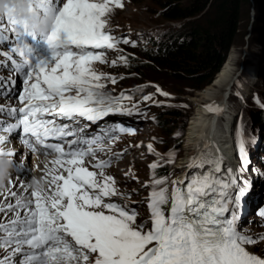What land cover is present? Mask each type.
<instances>
[{
	"label": "snow or ice",
	"instance_id": "obj_1",
	"mask_svg": "<svg viewBox=\"0 0 264 264\" xmlns=\"http://www.w3.org/2000/svg\"><path fill=\"white\" fill-rule=\"evenodd\" d=\"M113 6L122 8V0H28L37 23L52 20L44 36L18 20L13 8L0 17V157L27 171L13 162L15 150L5 135L19 130L33 155L51 164L41 180L25 183L18 176L19 184L10 182L0 191V264H264L250 251L264 234L247 233L238 223L237 209L252 183L239 179L233 168L224 169L223 158L214 169L219 175L173 180L171 192L167 177H151L143 185L149 188L150 215L140 223L138 209L128 203L131 194L107 173L114 159L100 158L101 137L88 138L82 121L96 123L131 99L123 93L107 96L106 83L116 79L95 67L109 63L107 50L130 43L109 28ZM119 59L127 63L126 57ZM17 79L22 88L13 100ZM250 143L242 133L239 172L248 166ZM148 148L154 151L151 144ZM167 162H174L171 154Z\"/></svg>",
	"mask_w": 264,
	"mask_h": 264
},
{
	"label": "rangeland",
	"instance_id": "obj_2",
	"mask_svg": "<svg viewBox=\"0 0 264 264\" xmlns=\"http://www.w3.org/2000/svg\"><path fill=\"white\" fill-rule=\"evenodd\" d=\"M255 7L256 5L252 0L248 6H244L236 37L225 57L226 59L229 54L235 53L237 60V82L227 95V105L230 106L234 120L231 131L232 146L235 149V156H233V163L236 164H234V172L238 178L240 176L241 179L251 181L252 187H254V180L258 178L260 168L258 166L257 170L254 169L258 164L256 154L260 152V144L262 146V142H264V126L260 127L258 124L261 118H264V102L261 101L264 99V14L256 11ZM111 16L118 23L135 28L136 33L142 34V38L145 39L164 36L165 32L168 31L175 32L184 23H187L166 22L162 18L161 7L155 0H131V3L114 11ZM193 20L195 18L189 22ZM261 41H263L262 45ZM136 54L135 58L138 59L131 62L129 69H121L120 73L125 74L124 79L117 83L114 89H125L124 91H130L132 96H135V100H145V104L149 106L152 112L151 114L159 119L157 121L160 127L143 125L141 131L131 137L130 141H134L139 147L129 153V160L119 165L117 171L121 177L138 178L132 188L137 191L136 196L139 200H142L141 198L149 192V188H145L143 185L145 183L150 184V178L156 177V174L165 173L163 177H167L169 189L173 180L179 181L176 170L181 159L185 157L189 149L192 150L191 153H194L199 147V145L197 147L190 145L186 140L191 118L196 116L195 108L189 99L207 89L212 82L204 89L192 92L189 87H184L174 81L158 67L151 69L150 64L147 66L144 57ZM139 65L147 67L146 76L136 72ZM249 68H251V74L248 71ZM143 75L148 78H144ZM161 92L168 95H161ZM146 96H150L151 99L146 100ZM240 96L242 98L252 97L254 101L251 99L241 104ZM251 110L254 111L253 115L250 114ZM171 113H175L176 116ZM242 133H246L247 137L254 143L246 146L248 166L243 172H239L241 160L237 139H240ZM149 144L153 146L154 151H149ZM170 154L174 157L173 163L167 162L170 159ZM153 163H156L158 167L151 169L150 165ZM251 174L253 175L252 178ZM255 195L254 192L250 197ZM244 200L245 197L242 198V201ZM250 227H253V230L246 231L247 233L264 234V228L260 229L257 225ZM250 248L264 256V241H260Z\"/></svg>",
	"mask_w": 264,
	"mask_h": 264
},
{
	"label": "trees",
	"instance_id": "obj_3",
	"mask_svg": "<svg viewBox=\"0 0 264 264\" xmlns=\"http://www.w3.org/2000/svg\"><path fill=\"white\" fill-rule=\"evenodd\" d=\"M155 1L161 7L162 18L166 22L187 23L175 32H165L164 36L156 39L157 43H153L158 47L156 51L142 52L140 56L151 69L158 67L192 92L204 89L224 64L238 31L241 11L251 0ZM252 1L256 5L255 10L264 14V0ZM146 69L145 65H139L136 72L146 76ZM250 114L253 115L254 111L251 110ZM262 123L258 122L259 125Z\"/></svg>",
	"mask_w": 264,
	"mask_h": 264
},
{
	"label": "bare ground",
	"instance_id": "obj_4",
	"mask_svg": "<svg viewBox=\"0 0 264 264\" xmlns=\"http://www.w3.org/2000/svg\"><path fill=\"white\" fill-rule=\"evenodd\" d=\"M234 54L235 53H231L228 55L211 85L204 91L195 94V96L189 99L195 108L196 116L191 118L186 138L190 145L192 144V146L194 145L195 147L199 145L196 150L199 149L198 153L201 159V164L208 160L211 162H214L215 160L216 163H218L221 158H223L228 167L233 168V170L235 164L233 163L235 149L232 146L233 137L231 138V131L233 129L232 124L234 120L232 118L230 106L227 105V95L232 91L237 82V60ZM248 71L251 74V68H249ZM242 99L245 103L250 101L252 97L246 96V98L243 97ZM261 101L264 102V99ZM210 106H213L218 110L210 111ZM262 126L263 125L260 127ZM191 151L192 150L190 149L188 150L185 157L181 159L179 167L176 170L177 175H179V181H183L186 174L185 172L190 170L186 164L190 162L194 154L191 153ZM198 172H200V170ZM250 251L254 253L251 249Z\"/></svg>",
	"mask_w": 264,
	"mask_h": 264
},
{
	"label": "clouds",
	"instance_id": "obj_5",
	"mask_svg": "<svg viewBox=\"0 0 264 264\" xmlns=\"http://www.w3.org/2000/svg\"><path fill=\"white\" fill-rule=\"evenodd\" d=\"M9 8L15 9L16 17L29 25V29L39 35H47L52 29V20L37 23L36 18L31 15L28 9V0H0V17L5 16ZM10 164L7 160H0V185L8 176Z\"/></svg>",
	"mask_w": 264,
	"mask_h": 264
}]
</instances>
